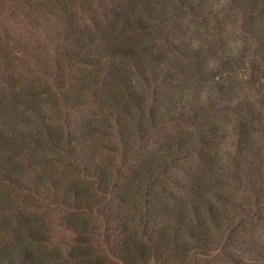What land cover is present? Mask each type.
Listing matches in <instances>:
<instances>
[{"label":"trees","instance_id":"trees-1","mask_svg":"<svg viewBox=\"0 0 264 264\" xmlns=\"http://www.w3.org/2000/svg\"><path fill=\"white\" fill-rule=\"evenodd\" d=\"M74 1L93 3L0 0V76L44 77L0 87V264H264V243L245 238L257 231L251 202L262 217L264 67H251L258 94L225 96L241 85L234 47H206L198 26L215 1L97 0L101 18L84 24ZM228 1L264 54V0ZM35 9L58 24L49 62L43 45L12 60L7 21L34 22ZM242 183L253 201L221 190Z\"/></svg>","mask_w":264,"mask_h":264},{"label":"rangeland","instance_id":"rangeland-1","mask_svg":"<svg viewBox=\"0 0 264 264\" xmlns=\"http://www.w3.org/2000/svg\"><path fill=\"white\" fill-rule=\"evenodd\" d=\"M121 1V0H119ZM125 1V0H124ZM134 2L138 0H133ZM215 1L213 8L209 9L211 12L208 14L207 17H204L201 21L198 22L200 25H198L201 30H204L207 32L205 35V39H203V42L208 43L206 47L213 44L215 46V41L218 43L219 40L225 39L227 40L231 45L234 47V51L232 52L234 61L231 60L230 63L233 64V67H236V71L234 72L236 75L239 76V79L241 81V85H239L238 88H236L237 91H234L233 89H230L231 86L229 84V87L227 89L226 97H231L233 100L238 99L236 94H239V98L242 99V97H246V99L252 98L254 95L258 94L256 90L252 87V79L250 77L251 74V67L252 63L254 62L255 69L257 67H264V54L257 53L256 47V41L251 38V35L248 31L247 23L245 22L247 15L244 12L243 9H240L238 6L235 5V2L233 4H230L228 0H212ZM154 3L157 5L160 3V0H153ZM69 5V3H68ZM72 10L76 12L75 19L78 24H84L85 18L88 16V13L92 14H99L100 10L98 8V2L97 0H93V3L90 4L86 11L78 10L77 7H80L78 1H74V4L70 5ZM81 9V8H80ZM142 10V8L140 7ZM37 14L36 21L32 22L31 20H27L23 15L22 17L14 18L12 21H7V27L9 29L8 36L5 38V41L8 43V45H12L11 52H10V59L19 61L20 59L16 56H23L27 60H29V63L31 60H34L33 52L38 49V46L43 45V52L45 61L49 62L50 57V45L48 44V40L53 38L52 33L57 28L58 24L53 20L52 18H47L44 13L40 9H35L33 11ZM82 17H80L81 15ZM245 15V17H244ZM102 15H98V18H101ZM180 19L183 20V25H188L190 22L189 14H184L180 17ZM18 20V21H17ZM190 22V23H189ZM187 23V24H184ZM170 25L166 27L169 31V35L173 30L170 28ZM193 26V25H191ZM183 29H181L182 33ZM178 33V31L176 30ZM189 32V31H188ZM191 34V33H190ZM171 36V35H170ZM196 36V35H195ZM191 37V36H190ZM197 37V36H196ZM17 41V45L14 43ZM221 42V41H220ZM219 42V44H220ZM243 46H248V51H241ZM17 47H20L22 49H17ZM219 52H221V49H219ZM201 57H204V62L209 64V66H216L218 65V60L216 58V55L211 50H203V54H201ZM257 66V67H256ZM223 69V68H222ZM21 68L13 70V78L12 79H5L3 76H0V87H2L3 91H9L10 88L12 89H19L21 86H24L27 82H33L35 84L42 83L44 81V77L40 75L39 73H31V72H24L22 71L21 75H23L24 72V79L21 80V82H18L14 84L16 81H18V76L21 72ZM219 71L215 69L213 71V74L219 75ZM39 76V77H38ZM258 77H262L260 73H258ZM243 80H242V79ZM254 80V79H253ZM12 86L9 87V84ZM257 77L255 78V82H257ZM46 82V81H45ZM21 84V85H20ZM44 96V94H42ZM242 96V97H241ZM224 97V100H222V104L225 105L226 103H229L228 99ZM233 105V104H232ZM259 103H257V106ZM94 108V107H92ZM95 109V108H94ZM77 114L78 112H74ZM221 117V115H219ZM225 118V117H223ZM185 125V124H184ZM181 130L185 131L187 130L182 125H177L175 128V125L167 126L166 129H163L162 132L169 131L170 133H173L174 131ZM231 137V136H230ZM222 149H230L229 140L225 141L223 145H221ZM118 161H116L117 163ZM231 185L235 188L236 185H238L237 181H233ZM225 189V190H224ZM221 190L224 192H235L236 197L235 199L240 201H245L248 199L252 200L254 199L255 195L248 189V186L245 183L240 184L239 189L237 191H232L230 189V186L227 184H223ZM258 199L262 206V213L261 218L256 216L254 213L255 207L254 203L251 202V208L252 211H250V218H253V215L255 217V223L257 227L256 232L247 233L245 235L246 239H249L251 236L257 238L262 243H264V189L258 193ZM254 204V205H253ZM256 206V205H255ZM67 237V236H66ZM255 254L253 252H247L245 253V258H249L251 256H254ZM264 258V256H263ZM216 264H228L223 263V261L219 260L216 262Z\"/></svg>","mask_w":264,"mask_h":264}]
</instances>
